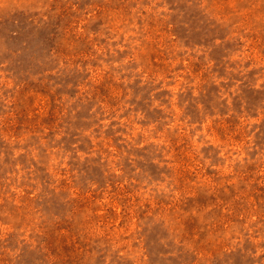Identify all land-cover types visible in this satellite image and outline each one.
Here are the masks:
<instances>
[{"label":"rangeland","instance_id":"rangeland-1","mask_svg":"<svg viewBox=\"0 0 264 264\" xmlns=\"http://www.w3.org/2000/svg\"><path fill=\"white\" fill-rule=\"evenodd\" d=\"M0 264H264V0H0Z\"/></svg>","mask_w":264,"mask_h":264}]
</instances>
